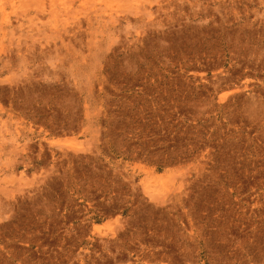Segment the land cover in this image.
Here are the masks:
<instances>
[{
	"label": "rangeland",
	"instance_id": "374dc122",
	"mask_svg": "<svg viewBox=\"0 0 264 264\" xmlns=\"http://www.w3.org/2000/svg\"><path fill=\"white\" fill-rule=\"evenodd\" d=\"M0 264H264V0H0Z\"/></svg>",
	"mask_w": 264,
	"mask_h": 264
},
{
	"label": "bare ground",
	"instance_id": "6f19581e",
	"mask_svg": "<svg viewBox=\"0 0 264 264\" xmlns=\"http://www.w3.org/2000/svg\"><path fill=\"white\" fill-rule=\"evenodd\" d=\"M57 141V140H56Z\"/></svg>",
	"mask_w": 264,
	"mask_h": 264
}]
</instances>
